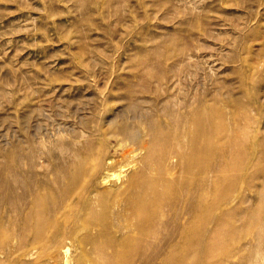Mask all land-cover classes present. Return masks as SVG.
Returning <instances> with one entry per match:
<instances>
[{
  "label": "rangeland",
  "instance_id": "rangeland-1",
  "mask_svg": "<svg viewBox=\"0 0 264 264\" xmlns=\"http://www.w3.org/2000/svg\"><path fill=\"white\" fill-rule=\"evenodd\" d=\"M213 98H217V107L223 110L218 109L222 116L226 117L225 115L239 111H245L249 116L250 120L243 127L247 136L241 139L242 143L251 144L255 135L264 137V0H0V195L8 193L15 196L21 183L41 186L44 190H62L64 186L72 187L74 184L72 191L80 189L82 183L85 184L80 199L70 196L71 201L68 203L71 207L55 213V218L59 216L56 218L58 225L65 229L68 238L61 241H65L63 245L66 244L70 250L67 251L66 257H63L59 250L40 253L36 248L37 250H33V257L14 256L15 258L11 257L7 261L3 257L2 263L18 264L19 261H24L29 264L34 261L33 264H56L58 261L57 264H64L63 259L69 258L66 260L69 264H96L97 260V264H125L126 261L130 264L131 259V264H164V260L167 262L165 264H200L199 253L195 254L193 248L189 249L187 239L184 242V238L178 237L189 234L190 230V221L186 219L189 215V200H186L185 194L179 197L181 201L177 200L181 205L179 202L174 205L173 190L169 192L171 197L167 193L168 197L160 198L161 211L156 217L160 221L163 219V223L159 224L161 228L158 224L154 226V230L158 228L154 238L150 236L140 240L141 235L138 233L144 234V230L150 229L147 228L150 218L146 213H142L144 217H140L141 213H138V216L133 215L137 212L134 207L132 211L130 208L132 209L133 200L134 203L137 200L136 195L141 192L140 179L158 176L151 167L146 169L143 162L147 152L145 148L148 149L152 144L153 133L147 124L154 123L162 132L168 133V146L173 147L172 139L182 130V125L179 124L180 114L189 109L186 105L200 99L210 104L214 102ZM234 98L239 100L235 102ZM243 103L252 108L251 112L243 108ZM226 122L229 121L226 119ZM125 130L129 131L127 134L133 133V140L137 141L126 140ZM172 134L174 136H171ZM89 145L100 146L102 149L99 153L102 166L94 177L83 178L84 165L81 170L77 169L78 162L84 157L83 154ZM111 159H115L114 163ZM84 162L86 164L88 160ZM172 162L173 159H169V164L166 163L165 169L168 172L165 178L170 176L172 181L169 179V182H173V178L178 176L177 187L180 189L185 179L179 176ZM112 164L114 166L110 168L108 165ZM170 164L172 173L168 170ZM30 171L32 174L29 177L27 174ZM117 173L121 177L117 176ZM68 176L71 179L67 182ZM255 180L251 191L246 190L244 193L243 189L238 193L235 190L230 198L231 204L229 203L228 208L236 205L237 208L243 209L239 208L240 210L233 212L236 217L233 214L230 216L233 219L228 220L225 209H212L213 212L209 211L210 221L203 223L204 227L199 229L203 232L205 230L204 234L200 232L203 234L200 240L205 244L199 246V252L205 245H210L215 250L208 258L210 263L251 264L250 260L254 259L255 229L243 225L242 228L238 221H241L240 217L245 216L256 201L252 189L255 190L259 180ZM170 187H173V184ZM101 189L103 193L107 192L106 196ZM93 192L95 194H92ZM121 192L126 193L127 197ZM211 193L212 191L206 195V202L214 198ZM246 194L250 199H247ZM92 195L95 196L93 200ZM112 196L114 199L110 202ZM129 197H133V200L128 202ZM120 198H124L125 202L123 199L120 202ZM88 200H91L93 209H88L91 206ZM165 202L167 204H164ZM97 206H101V211ZM115 207L119 208L118 211ZM180 208L181 212H184L183 215H187L182 216V213L176 210ZM94 209L98 218L90 214V210L94 212ZM108 210L110 214L112 211V214L107 216ZM47 214L53 215L51 210ZM122 215H126V218ZM105 217L108 218L107 221ZM120 217L125 223H121V219H118ZM132 217L139 218L136 221ZM140 218L148 219V223L145 221L143 226L139 223L137 227L136 222H141ZM166 218H169L168 222L165 221ZM216 218L224 221L219 222L222 225ZM90 223L99 228L93 225L90 227ZM119 225L123 229L126 225L128 227L122 231ZM118 230L122 231V234H119ZM47 232L50 233L47 235L51 239L54 234L51 230ZM103 237H106V240ZM127 239L129 242H126ZM139 240L140 248L137 245ZM106 242L107 244H104ZM151 242H155L154 246ZM91 243L93 248L95 244L96 252ZM250 243L252 245H249ZM111 244H116L117 248ZM145 248L150 252L147 257ZM226 248L229 253H222L220 249ZM120 251H124L129 257L132 254L137 256L134 260L132 255L129 260L126 258L128 256ZM164 251H172L173 254H165ZM250 252L252 259L249 258ZM257 252L256 254H259ZM186 253L190 255L187 256ZM101 254L108 255L110 259L104 261ZM260 254L258 259L257 255L254 259L258 260V263L252 261V264L264 262V256L263 260H260ZM55 255L59 257L56 258ZM94 256L96 260L93 261ZM178 258L182 262L179 263ZM12 259L15 261H10Z\"/></svg>",
  "mask_w": 264,
  "mask_h": 264
},
{
  "label": "bare ground",
  "instance_id": "bare-ground-1",
  "mask_svg": "<svg viewBox=\"0 0 264 264\" xmlns=\"http://www.w3.org/2000/svg\"><path fill=\"white\" fill-rule=\"evenodd\" d=\"M216 99L217 98H213L214 102L213 103H210L208 104L207 102H205L204 100L200 99L198 100L197 102H193V104H187L186 106H189V109H185V111L183 113L180 114V118H179V124L182 125V130L183 132L179 131L176 133V136H174L173 134L171 136H174V138L172 140H174L173 142V147L171 146H168V142H169V135L168 133H164L162 132L158 125H154V123L148 125L147 126L149 127V129L151 130V132L153 133L152 134V144H151V147H148L145 148V150H147V152L145 153V157L144 158V165L146 167V169H153L155 170V172L158 174V176H153V178H148L147 176L140 179V181L137 179L141 184V187L139 188V192L141 190V192L139 194L136 195V192L134 193L136 195V202L134 203L135 200H133V197L132 199H128V202L129 200H133V205L132 203L129 205V207H131L132 205V209L130 208V210L132 211L133 210V207L135 208V212L137 213H133L134 214H138L142 216L140 217H144L142 213H146L148 214V217L151 219H149L148 223L147 220L148 219H145V218H148V217H145L143 220V218H140L142 219L141 222H136L137 219L139 217H134L136 219V224H134V227H138V224L140 223L141 226L144 225L145 221L146 223H148V226H151V227H148L147 228H150L147 230H144V234L142 233H138V235L140 234L141 238L140 240H142V238H145L147 237H150V238H154L155 235H156V230H154V226L158 224V227H159V224L160 222L163 221H160L158 219V214L160 213L161 209H160V198L163 199V196H166L168 197L166 194L169 193L170 191L173 190V203L174 205L176 204V202L178 203L179 201H177L178 199L180 200V196H182L181 194H185L186 195V200H189L187 202L188 204V212L187 214L188 217L186 219H189V223L186 222L189 224H187L188 228H190L189 230V234H184V235H180L178 237H182L184 238V242H186V239H187V246H190L189 249H192L193 253L197 254L199 253V257H198V261H200L199 263L200 264H212L209 262L208 258H210L214 251L213 248H211L210 245H205L201 248V252H199V246L202 245V244H205L202 240L201 235L204 234L203 231H199V229L203 228V223H205L206 221H210V217L211 216L209 214V211L211 212L212 209H215L216 210H223L225 209V215L227 216V219H233V217L230 218V216H233V214L235 213L234 211H236L237 209L240 210L239 208L242 209V207H239L237 208L236 205H234V207L232 208H228L227 206L229 205V200L230 198L233 196L235 190L238 191V193H240L239 191L240 190H243L244 193L246 190H250V188L255 184L254 180L256 182H259L256 183L258 184L257 186H255V190L252 189V191H254V198H255V203L252 204V206L249 208V212H247V214L245 216H242L240 217L241 218V221L238 223L243 226H246L247 227H253L255 229V232L254 233V245H255V256L254 259H258V255L260 254V251H261V248L263 247L264 248V137L262 138H259L257 137L256 135L253 136V140H252V143L251 144H244L242 143L241 139L242 138H245L247 136V133L244 131L243 127L245 126V124L250 120L249 116L247 115V113L245 111H239V112H233L231 114H229L228 116L225 115L226 117L222 116L218 109L222 110V108H218L217 107V103H216ZM235 102H237L239 99L238 98H234L233 99ZM153 101V100H152ZM195 101V100H194ZM230 103V102H229ZM231 104V103H230ZM250 104V103H249ZM251 105V104H250ZM249 105L247 104H244L243 103V108H245V110L247 112H251V109L250 107H248ZM255 107V106H254ZM223 111V110H222ZM255 111V110H254ZM159 113V112H158ZM224 113V112H223ZM155 114V113H154ZM225 114V113H224ZM226 119L229 121V122H226ZM153 121V120H152ZM150 122V121H149ZM157 124V123H156ZM183 124H184V128H183ZM158 127V128H157ZM140 129V128H139ZM141 130V129H140ZM126 133V140L127 139H132L133 140V133L132 134H127V131L128 130H125ZM122 132V131H120ZM124 132V131H123ZM129 133V131H128ZM142 133V131H141ZM175 134V133H174ZM120 135V134H118ZM122 135V134H121ZM136 135V134H134ZM124 137H120L121 139H123ZM136 137V136H135ZM137 138V137H136ZM171 138V137H170ZM138 139V138H137ZM250 139H252V137H250ZM136 140V139H135ZM133 140V141H135ZM121 141V140H120ZM125 141V140H124ZM137 141V140H136ZM123 142V141H122ZM131 142V141H129ZM121 143V142H120ZM139 144L138 143V147H139ZM144 144V143H143ZM171 144V143H170ZM137 146V145H136ZM145 146V145H144ZM143 147V146H141ZM140 147V148H141ZM144 148V147H143ZM171 148L173 149V156H171ZM141 150V149H140ZM139 150V151H140ZM102 152V149L99 147H92L91 145L88 146V148L86 149V152L83 154L84 157H82V159L80 158V161L78 162L79 164V167L77 169H80L81 170V167L84 165V174H83V178L84 177H94L95 174L97 173V171L101 168L102 166V163H101V159L99 157V153ZM123 155V154H122ZM130 155V154H129ZM81 156V155H80ZM173 157V158H171ZM142 158V157H141ZM142 158V159H143ZM169 159H173V168L174 169H177V172L179 174V176H183L184 179H185V182L184 184H182L181 188L179 189L177 187V185L179 184V179H178V176L177 178H173V182H169V179H170V176L168 179L165 178V176L167 175V172L166 171L167 169H165V166L167 168V162L169 164ZM85 160H88V162L85 164ZM115 160V159H114ZM113 160V161H114ZM110 161V160H109ZM112 161V159H111ZM112 161V162H113ZM76 162V161H75ZM109 163V162H108ZM114 163V162H113ZM121 163V161H120ZM119 163V164H120ZM133 164V162H132ZM141 164V163H140ZM168 166V170H173V169H170L171 165ZM107 165V164H106ZM110 166V168L112 166H114L113 164L112 165H108ZM107 166V168H108ZM119 166V165H117ZM125 166V165H123ZM136 167V166H135ZM142 167V166H141ZM139 167V168H141ZM148 167V168H147ZM105 168V167H104ZM122 168V167H121ZM120 168V169H121ZM138 168V169H139ZM74 169H75V166H74ZM144 169V168H143ZM76 170V169H75ZM109 170V168H108ZM157 170V171H156ZM74 171V170H73ZM120 171V170H119ZM138 171V170H137ZM136 171V172H137ZM75 172V171H74ZM126 172V171H125ZM142 172V171H141ZM146 172V171H145ZM154 172V174H156ZM47 173V172H46ZM57 173V172H56ZM55 173V174H56ZM101 173V171H100ZM172 173V171H171ZM32 174V172L30 171L27 175L30 177V175ZM73 174V173H72ZM138 174V173H137ZM148 173H146L147 175ZM177 174V173H176ZM70 175V174H69ZM119 174L117 173V176ZM136 175V174H135ZM133 175V177L135 176ZM148 175H151V174H148ZM170 175V173H169ZM75 177V174L73 175ZM73 176H71L73 178ZM77 176V175H76ZM120 176V175H119ZM142 176V175H141ZM27 177V176H26ZM69 178H67V182L70 178V176H68ZM121 177V176H120ZM124 177V176H123ZM138 177V176H137ZM152 177V176H151ZM172 177V175H171ZM76 178V177H75ZM119 178V177H118ZM131 178V177H130ZM141 178V177H140ZM53 179V178H52ZM74 179V178H73ZM77 179V178H76ZM79 179V178H78ZM86 179V178H85ZM134 179V180H135ZM81 180V178H80ZM78 180V182L80 181ZM103 181L105 179H102ZM118 180V179H117ZM127 180V179H126ZM172 181V179H170ZM102 181V183H103ZM106 181V180H105ZM104 181V182H105ZM121 181L122 178H121ZM137 181V182H138ZM66 182V183H67ZM73 182H75L73 180ZM77 182V180H76ZM98 182V180H97ZM133 182V180H132ZM65 183V182H64ZM63 183V184H64ZM69 183L71 184V182L69 181ZM173 184V187H170V185L172 186ZM69 184V185H70ZM123 184V183H122ZM170 184V185H169ZM47 185V184H46ZM49 185V184H48ZM74 184H72V187H75L73 186ZM81 185V184H80ZM79 185V186H80ZM98 185V184H97ZM120 185V184H119ZM169 185V186H168ZM58 186V185H57ZM90 186V185H89ZM96 186V184H95ZM122 186V185H121ZM135 186V185H134ZM169 187L170 189L168 190L167 187ZM49 187V186H47ZM62 187V186H61ZM65 188L62 189V190H53V189H42L41 186H34L32 185L31 183H27V184H20L16 190L17 194H15V196L11 195V194H8V193H3L0 195V264H3V257L6 259H4L5 261H7V259H10L11 257L15 258L14 256L16 257H22V256H26V257H33V250H39V252L43 253V252H48V251H53V250H59L60 251V254L63 256V257H66V254H67V251H70L68 250L65 245H63V243H65V241L63 243H61L62 240H66L67 236H66V233H65V229L64 228H61L58 223H57V220L56 218L59 216H57L55 218V213L57 214V212L61 211V209H67V207L69 206V203L68 201L70 200V196L71 197H75L76 199H80L82 196H83V193H84V187H85V184L82 183V186H80V189H75V191H72L73 189H71L72 187L68 185L67 186H64ZM97 187V186H96ZM126 187V186H124ZM43 188H45V186H43ZM51 188V187H50ZM104 188V187H103ZM130 188V187H128ZM128 188H126L128 190ZM134 188V187H132ZM136 188V187H135ZM134 188V189H135ZM254 188V187H252ZM133 189V190H134ZM109 190V189H108ZM137 190V189H136ZM99 191V190H98ZM102 191V189H101ZM100 191V192H101ZM177 191V192H175ZM212 191V195L214 196V201L212 202L211 200H213L211 198L210 202H206L207 200V194ZM251 191V190H250ZM249 191V193H250ZM99 192V193H100ZM103 193V191H102ZM106 193H103L105 194L106 196ZM111 193V192H110ZM110 193L108 195H110ZM114 193V192H113ZM123 193V195L125 196L126 193L124 194V192H121V194ZM248 193V192H247ZM92 194H95V192H93ZM97 194V193H96ZM101 194V193H100ZM100 194L99 197H100ZM115 194V193H114ZM121 194H119L118 196L121 197ZM170 194V193H169ZM175 194V196H174ZM122 195V196H123ZM179 195V196H178ZM245 195V194H244ZM58 196V199H56V197ZM91 196V195H90ZM94 195H92L93 197ZM114 197H116L115 195H113ZM112 196V197H113ZM178 196V197H177ZM247 196V194H246ZM95 197V196H94ZM92 198L95 199V198ZM113 198H110V202ZM127 197V195H126ZM165 197V198H166ZM170 197H171V194H170ZM243 197V196H242ZM240 197V198H242ZM250 197V196H249ZM247 196V199L249 198ZM103 198V197H102ZM101 198V200H102ZM119 198V197H118ZM125 198V197H124ZM124 198H122L124 200ZM182 198V197H181ZM244 198H246L244 196ZM72 199V198H71ZM88 199V198H86ZM90 199V198H89ZM100 199V198H99ZM108 199V198H107ZM120 198V202L122 200ZM135 199V198H134ZM167 199V198H166ZM169 199V198H168ZM250 199V198H249ZM182 200V199H181ZM180 200V201H181ZM71 201V200H70ZM89 202L91 200H88ZM87 201V202H88ZM96 201V200H95ZM108 201V200H107ZM106 201V202H107ZM114 201V200H113ZM169 201V200H168ZM231 201V200H230ZM243 201V200H241ZM85 202V204L87 203ZM97 202V201H96ZM125 202V200H124ZM122 201V203H124ZM128 202H126L128 204ZM162 202V201H161ZM185 202V201H184ZM235 202V201H234ZM233 202V203H234ZM238 202V201H237ZM244 202V201H243ZM251 202V200H250ZM249 202V203H250ZM75 203V201H74ZM99 203V202H98ZM125 203V204H126ZM172 203V202H171ZM171 203L169 204V206L171 205ZM180 203V202H179ZM178 203V204H179ZM209 203V204H207ZM252 203V202H251ZM250 203V205H251ZM91 204V202L89 203V205ZM107 204V203H105ZM113 204V203H112ZM117 203H115L116 205ZM164 204H167L166 202ZM163 204V205H164ZM186 204V205H187ZM231 204V203H230ZM248 204V203H247ZM246 204V205H247ZM100 205V204H99ZM102 205V204H101ZM110 205V203H109ZM119 205V203H118ZM162 205V204H161ZM181 205V203H180ZM183 205V204H182ZM239 205V204H238ZM243 205V204H242ZM94 206V205H93ZM105 206V205H104ZM112 206V205H111ZM110 206V207H111ZM127 206V205H126ZM172 206V205H171ZM170 206V207H171ZM184 206V205H183ZM71 207V206H69ZM76 207V206H75ZM84 207V206H83ZM87 207V206H85ZM96 207V203H95V206ZM98 209L100 210V207L97 206ZM118 207V206H117ZM162 207V206H161ZM180 207V206H179ZM77 208V207H76ZM93 209L92 208V204L91 206L88 207V209ZM105 208V207H104ZM116 208V207H115ZM121 208H123V206L121 205ZM167 208V206H166ZM173 208V207H172ZM176 208V207H175ZM185 208V207H184ZM191 210H190V209ZM247 208V206H246ZM112 209V208H111ZM110 209V210H111ZM117 211L119 208H116ZM126 209V208H125ZM129 209V208H128ZM164 209V207H163ZM181 209V208H180ZM176 209V210H179L178 212H181L182 209ZM50 210L52 211V214L53 215H48L47 212H50ZM78 210V208H77ZM86 210V209H85ZM96 209H94L92 212L90 210V214H94L95 216L98 215L96 212H95ZM121 210V209H120ZM243 210V209H242ZM241 210V211H242ZM69 211V210H68ZM89 211V210H88ZM101 211V210H100ZM124 211V210H122ZM119 212L120 213H122ZM129 211V210H128ZM169 211V209H168ZM187 210H185L186 212ZM240 211V212H241ZM130 212V211H129ZM167 212V211H166ZM165 212V213H166ZM213 212V211H212ZM234 212V213H233ZM240 212H239V215H240ZM245 212V211H244ZM63 213V211L61 212ZM131 213V212H130ZM169 213V212H168ZM170 213H172V211L170 210ZM169 213V214H170ZM182 213V212H181ZM184 213V212H183ZM182 213V216L184 215H187V214H184L183 215ZM59 214V213H58ZM86 214V213H85ZM90 214H89V217H90ZM111 214H112V211H111ZM109 213V210H108V213H107V216L108 215H111ZM126 214V212H125ZM223 216L226 217L224 215V212H222ZM221 214V215H222ZM94 215H92L91 217L94 218ZM105 215V214H104ZM103 215V216H104ZM118 215V214H117ZM124 215V214H123ZM122 215V216H123ZM132 215V216H133ZM135 215V216H136ZM137 215V216H138ZM167 215V214H166ZM166 215L164 217H166ZM176 215H178V213H176ZM214 215V214H213ZM236 217V214H234ZM73 217V215H71ZM71 216H69L71 218ZM106 216V217H107ZM115 216V215H114ZM120 215H118L119 217ZM130 216V215H129ZM128 216V217H129ZM147 216V215H146ZM163 217V215H160ZM170 216V215H169ZM174 216V215H173ZM172 216V217H173ZM181 216V215H180ZM190 216V218H189ZM220 216V215H219ZM68 217V218H69ZM98 218V216H96ZM105 217V219H106ZM110 217L109 216V219L110 220ZM117 218V216H115ZM124 218H126V215L123 216ZM186 217V216H185ZM218 217V216H217ZM222 216H220V219ZM223 217V219H225ZM65 218V216H64ZM69 218V219H70ZM101 218V217H100ZM133 218V217H132ZM132 218L131 221H132ZM133 218V219H134ZM177 218V217H176ZM239 218V217H238ZM237 218V220H238ZM62 219V218H61ZM77 219V218H76ZM91 219V218H90ZM95 219V218H94ZM106 219V221H107ZM118 219H121L118 218ZM117 219V221H118ZM129 219V218H128ZM127 219V220H128ZM134 219V220H135ZM169 219V218H168ZM167 218L165 219V221L168 220ZM214 219V218H213ZM212 219V221H213ZM217 219V218H216ZM216 219H215V222H216ZM60 220V219H59ZM126 220V221H127ZM133 220V222H134ZM175 220V219H174ZM173 220V221H174ZM183 220V219H181ZM68 221H71V220H68ZM81 221V220H80ZM90 221V220H89ZM93 222V220H91ZM90 221V222H91ZM104 220V223L106 222ZM172 221V220H171ZM185 221V219H184ZM208 221V222H209ZM218 223L219 222H222L220 221L219 219H217ZM234 220H232L233 222ZM236 221V220H235ZM234 221V222H235ZM17 222V223H16ZM96 222V221H95ZM109 222V221H108ZM119 222V221H118ZM124 222L122 221L121 219V223ZM168 222V221H167ZM166 222V223H167ZM177 222V220H176ZM224 222V221H223ZM228 222V221H226ZM230 222V221H229ZM228 222V223H229ZM237 222V221H236ZM66 223V222H65ZM74 223V221H73ZM97 223V222H96ZM102 223V222H101ZM110 223V222H109ZM125 223V222H124ZM124 223L122 224V227L124 225ZM132 223V222H130ZM129 223V224H130ZM163 223V222H162ZM161 223V224H162ZM181 223V221H180ZM217 223V224H218ZM231 223V222H230ZM91 224V223H90ZM107 224V223H105ZM128 224V223H126ZM168 224V223H167ZM179 224V223H178ZM184 224V223H183ZM182 224V225H183ZM201 224V225H200ZM207 225L209 223H206ZM204 224V225H206ZM211 224V223H210ZM216 224V223H215ZM214 224V225H215ZM221 224V223H219ZM66 225V224H65ZM86 225V223H85ZM84 225V226H85ZM88 222H87V226L86 228H88ZM93 224H91L90 227H92ZM98 225V223H97ZM132 225V224H131ZM131 225H130V228H131ZM136 225V226H135ZM165 225V224H164ZM169 225V224H168ZM175 225V224H174ZM206 225V227H207ZM222 225V224H221ZM220 225V226H221ZM74 226V225H73ZM95 226V225H93ZM103 227H105V225H102ZM107 226V225H106ZM117 226V224H116ZM127 226V225H126ZM125 226V228H126ZM146 226V224H145ZM144 226V227H145ZM161 226V225H160ZM170 226V225H169ZM96 227V226H95ZM98 227V226H97ZM96 227V228H97ZM128 227V226H127ZM133 227V228H134ZM174 227V226H173ZM180 227V225H179ZM178 227V228H179ZM205 227V229H206ZM234 227V226H233ZM85 228V227H84ZM95 228V229H96ZM99 228V227H98ZM97 228V229H98ZM108 228V226H107ZM119 228L120 225H119ZM124 228V229H125ZM129 228V229H130ZM143 228V227H141ZM161 228V227H159ZM178 228L176 229L178 231ZM216 227H214L215 229ZM243 228V227H242ZM103 229V228H102ZM123 228H121L122 230ZM123 229V230H124ZM127 229V228H126ZM213 229V230H214ZM218 229V228H217ZM52 231V233L54 234V236L49 239L48 238V235L50 233H48L47 231ZM73 230V229H72ZM105 230V228H104ZM102 230V231H104ZM109 230V228H108ZM116 230H117V227H116ZM122 230V231H123ZM133 230V229H132ZM166 230V229H165ZM181 230V229H180ZM188 230V229H187ZM212 230V229H211ZM79 231V230H78ZM99 231V230H97ZM101 231V232H102ZM106 231V230H105ZM119 231V230H118ZM121 231V232H122ZM140 231V230H139ZM158 231V230H157ZM167 231V230H166ZM184 231V230H183ZM186 231V230H185ZM235 231V230H234ZM237 231V230H236ZM69 232V231H68ZM100 232V233H101ZM119 231V234L121 233ZM182 232V231H181ZM200 232H202L203 234H200ZM48 233V235H47ZM109 233V232H108ZM111 233V232H110ZM128 233V232H126ZM180 233V232H179ZM77 234V233H76ZM104 234V232H103ZM107 234V232H106ZM117 234V233H116ZM122 234V233H121ZM125 234V232L123 233ZM183 234V233H182ZM87 235V234H86ZM105 235V234H104ZM103 235V236H104ZM129 235V234H128ZM133 235H135L133 233ZM179 235V234H178ZM51 236V235H50ZM49 236V237H50ZM101 236V235H100ZM114 235H111V237H113ZM131 236V235H130ZM158 236V235H157ZM208 236V235H206ZM71 237V236H70ZM95 237V236H94ZM97 237V236H96ZM114 237H117V236H114ZM129 238V236H126ZM133 237V236H132ZM160 237V236H159ZM210 237V236H209ZM72 238V237H71ZM102 238V237H101ZM106 238V237H105ZM103 237V239H105ZM109 238V237H108ZM125 238V237H124ZM138 238V239H139ZM149 238V239H150ZM176 241L177 238H175V236L173 237ZM99 239V238H98ZM118 239V238H117ZM127 239V240H128ZM207 239V238H206ZM68 240V238H67ZM106 240V239H105ZM132 240V238H131ZM139 240V243L137 242V245L138 247L140 248V245L141 244V241ZM151 240V239H150ZM154 240V239H153ZM152 240V241H153ZM183 241V239H181ZM203 240H204V236H203ZM70 241V240H69ZM113 240H111L112 242ZM137 241V240H136ZM135 241V242H136ZM144 241V240H143ZM157 240L155 239V242ZM181 241V242H182ZM246 241V240H245ZM249 241V240H248ZM108 242V241H107ZM104 243V244H107ZM110 242V243H111ZM126 242H129L126 241ZM132 242V241H130ZM134 242V240H133ZM154 242V243H155ZM178 242V241H177ZM67 243V242H66ZM71 243V242H70ZM93 243V242H92ZM92 243H91V246H92ZM103 243V242H102ZM114 243V242H113ZM120 243V242H119ZM144 242H142L143 244ZM150 243V242H149ZM152 245L154 244L153 242H151ZM158 243V242H157ZM253 243V242H252ZM98 244V243H96ZM101 244V243H100ZM122 243H120L121 245ZM169 244V243H168ZM167 244V245H168ZM171 244V242H170ZM169 244V245H170ZM173 244V243H172ZM94 245V248L92 246L93 249H95V244ZM103 245V244H101ZM112 245V244H111ZM116 244L112 245V246H115ZM119 245V246H120ZM136 245V244H135ZM151 245V244H150ZM168 245V246H169ZM186 245V244H185ZM249 245H252L251 243ZM90 246V247H91ZM123 247H125L123 244H122ZM142 246V245H141ZM145 246V245H144ZM143 246V247H144ZM154 246V245H153ZM172 246V245H171ZM70 247V245H69ZM106 247V246H105ZM116 247V246H115ZM113 247V248H115ZM121 247V246H120ZM134 247V246H133ZM142 247V248H143ZM151 247V246H149ZM250 247V246H249ZM248 247V248H249ZM37 248V249H36ZM84 248V247H83ZM91 248V249H92ZM104 248V246H103ZM117 248V247H116ZM128 248V247H127ZM126 248V249H127ZM138 248V249H139ZM153 248V247H152ZM252 247H250L251 249ZM254 248V246H253ZM262 248V249H263ZM105 249V248H104ZM133 249V248H132ZM136 249V248H135ZM147 249V248H145ZM172 248H170L171 250ZM188 249V251H189ZM115 250V249H114ZM120 250V249H119ZM128 250V249H127ZM151 250V249H150ZM149 250V251H150ZM166 250V249H164ZM173 250V249H172ZM221 251H223L222 253L226 254V253H229L228 252V248L226 249H220ZM93 251V250H91ZM108 251V250H105V252ZM122 251V250H121ZM120 253H123L121 252ZM131 251V250H130ZM135 251V250H134ZM133 251V252H134ZM141 251V249H140ZM160 251V250H159ZM187 251V252H188ZM230 251V250H229ZM249 251V250H248ZM252 251V252H253ZM258 251V252H257ZM264 251V250H263ZM56 252V251H55ZM95 252H96V249H95ZM95 252H93L95 254ZM113 252H116V251H113ZM112 252V253H113ZM129 252V250H128ZM131 252V253H133ZM155 252V251H154ZM165 252V251H164ZM172 252V251H171ZM171 252H165V254H169ZM190 252V251H189ZM220 252V251H219ZM259 253V254H256ZM262 252V251H261ZM100 253V252H99ZM118 253V251H117ZM127 253V252H126ZM131 253L129 255H131ZM135 254L139 253V252H134ZM143 253V252H142ZM145 253V256L147 254H149L150 252H148V249H147V253ZM191 253V252H190ZM221 253V255H223ZM231 253V252H230ZM263 253V252H262ZM70 254V253H69ZM90 254H92L90 252ZM115 256H116V253H114ZM125 254V252H124ZM123 254V255H124ZM141 254V253H139ZM154 254V253H153ZM160 254V253H159ZM164 253H162L163 255ZM164 254V255H165ZM173 254V253H171ZM187 254V253H186ZM220 254V253H219ZM251 254V252H250ZM47 255H50V254H47ZM59 255V253L57 254ZM60 255V256H61ZM93 255V254H92ZM120 255V254H119ZM118 255V256H119ZM127 255V254H125ZM124 255V256H125ZM133 255V254H132ZM131 255V256H132ZM142 255V254H141ZM190 255V254H187V256ZM193 255V254H192ZM229 255H232V254H229ZM228 255V256H229ZM53 256V255H52ZM56 256V255H55ZM69 256V255H68ZM101 258L104 260L108 259V255L105 256L103 254L100 255ZM128 256V255H127ZM130 256V257H131ZM134 256V255H133ZM137 255H135L134 257V260H135V257ZM153 256V255H152ZM160 256V255H159ZM227 256V258H228ZM233 256V255H232ZM262 256V259L260 260H263V256H264V253L261 255L260 254V257ZM42 256L40 255L39 256V259H41ZM45 258V256H43ZM59 257V256H56V258ZM95 257V256H94ZM98 257V256H97ZM111 257V255H110ZM117 257V256H116ZM130 257H126V258H129L130 260ZM147 257V256H146ZM166 257H168L166 255ZM171 257V256H170ZM173 257V255H172ZM195 257V256H194ZM197 257V256H196ZM251 257V258H250ZM252 254L249 255V258L252 259ZM55 259V257H53ZM150 258V256H149ZM155 258V257H154ZM159 258V257H158ZM163 258V257H162ZM224 258V257H223ZM230 258V257H229ZM35 259V258H34ZM48 259V258H47ZM54 259H52L54 261ZM63 259V258H62ZM116 259V258H115ZM118 259V258H117ZM142 259V258H140ZM148 259V258H147ZM165 259V257H164ZM179 259V258H178ZM182 259V258H181ZM200 259V260H199ZM248 259V258H247ZM250 260L249 263L252 264V261H254L255 263H258V260L255 261V260ZM32 260V259H31ZM60 260V258L58 259ZM66 260H69V258L67 259H63V263L64 264H69L68 261ZM96 260V257L93 259V261ZM100 260V259H99ZM114 260V259H113ZM112 260V261H113ZM124 260V259H123ZM122 260V261H123ZM132 260V259H131ZM131 260L129 261L130 264H131ZM143 260V259H142ZM157 260V259H156ZM226 260V258H225ZM240 260V259H239ZM244 260V259H243ZM10 261H15V259L13 260H10ZM47 261V260H46ZM49 261V259H48ZM57 261V260H56ZM92 262V260H89ZM98 261V260H97ZM97 261H96V264H97ZM105 261V260H104ZM121 261V262H122ZM151 261V260H150ZM154 261V260H153ZM179 263L182 262V260H178ZM227 261V260H226ZM264 261V260H263ZM3 262V263H2ZM9 262V260H8ZM45 262V261H44ZM100 262V261H99ZM102 262V261H101ZM100 262V263H101ZM115 262V261H114ZM133 262V260H132ZM141 262V261H140ZM146 262V261H145ZM144 262V263H145ZM152 262V261H151ZM161 262V261H160ZM166 260L163 261V263L165 264ZM171 262V261H169ZM168 262V263H169ZM175 262V261H174ZM248 262V261H247ZM262 262V261H261ZM260 262V263H261ZM7 263V262H6ZM16 263V262H14ZM34 263V261H33ZM33 263H29V264H33ZM49 264V262H45L44 264ZM51 263V262H50ZM54 263V262H53ZM58 263V261H57ZM56 263V264H57ZM61 263V262H60ZM71 263V262H70ZM109 263V262H108ZM119 262H117L118 264ZM126 263H128L126 261ZM125 263V264H126ZM142 263V262H141ZM167 263V262H166ZM259 263V264H260ZM264 263V262H263ZM262 263V264H263ZM18 264H28V262H24V261H19ZM36 264H38L36 262ZM41 264V263H40ZM43 264V262H42ZM72 264V263H71ZM90 264V263H89ZM93 264V263H92ZM103 264V263H101ZM105 264H107L105 262ZM116 264V263H115ZM120 264V263H119ZM129 264V263H128ZM139 264V263H138ZM155 264V262H154ZM160 264V263H159ZM171 264V263H170ZM172 264H174L172 262ZM175 264H178V263H175ZM248 264V263H247Z\"/></svg>",
  "mask_w": 264,
  "mask_h": 264
}]
</instances>
